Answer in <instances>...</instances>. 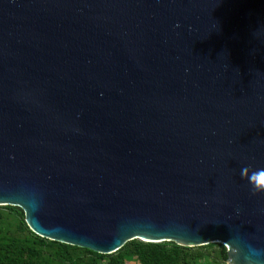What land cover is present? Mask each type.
<instances>
[{
	"label": "water",
	"instance_id": "1",
	"mask_svg": "<svg viewBox=\"0 0 264 264\" xmlns=\"http://www.w3.org/2000/svg\"><path fill=\"white\" fill-rule=\"evenodd\" d=\"M264 0H0V204L110 255L221 243L264 264Z\"/></svg>",
	"mask_w": 264,
	"mask_h": 264
},
{
	"label": "rangeland",
	"instance_id": "2",
	"mask_svg": "<svg viewBox=\"0 0 264 264\" xmlns=\"http://www.w3.org/2000/svg\"><path fill=\"white\" fill-rule=\"evenodd\" d=\"M18 209L20 208L17 206L0 204V260L5 261L6 264H68L58 253L57 245L47 244L45 241L51 240L42 238L31 231L26 223L24 212L20 209L21 213ZM126 243L125 247L120 248L111 256L89 252L81 247L73 248L69 252L80 264H109L111 259H115L118 264H142L140 258L144 252L143 245L166 242H146L135 238ZM218 244L223 245L208 243L189 247L196 249V254L205 252L203 257L196 256L189 259V264H229L227 258L222 261L213 256L212 253ZM181 247L187 246L181 245ZM224 247L227 252V247Z\"/></svg>",
	"mask_w": 264,
	"mask_h": 264
},
{
	"label": "trees",
	"instance_id": "3",
	"mask_svg": "<svg viewBox=\"0 0 264 264\" xmlns=\"http://www.w3.org/2000/svg\"><path fill=\"white\" fill-rule=\"evenodd\" d=\"M21 213L22 211L18 209ZM47 244L57 245L58 253L68 264H80L76 262L70 254V250L76 246H70L63 243L45 241ZM127 243L123 246L125 247ZM122 247V248H123ZM143 254L141 256L142 264H189V259L196 256L203 257L205 252L202 251L196 254V249L189 247H181L175 243L152 244L147 243L143 245ZM215 251L212 253L214 257L225 261L227 258L226 250L223 245H216ZM89 252H92L88 250ZM111 256V254L109 255ZM0 264H6L5 261L0 260ZM109 264H118L115 259H111Z\"/></svg>",
	"mask_w": 264,
	"mask_h": 264
},
{
	"label": "clouds",
	"instance_id": "4",
	"mask_svg": "<svg viewBox=\"0 0 264 264\" xmlns=\"http://www.w3.org/2000/svg\"><path fill=\"white\" fill-rule=\"evenodd\" d=\"M241 177L248 181L252 194H264V168L252 169L250 166L241 169Z\"/></svg>",
	"mask_w": 264,
	"mask_h": 264
}]
</instances>
